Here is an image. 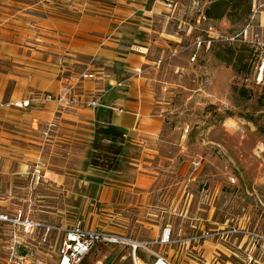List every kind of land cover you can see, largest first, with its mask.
I'll list each match as a JSON object with an SVG mask.
<instances>
[{
  "label": "rangeland",
  "instance_id": "374dc122",
  "mask_svg": "<svg viewBox=\"0 0 264 264\" xmlns=\"http://www.w3.org/2000/svg\"><path fill=\"white\" fill-rule=\"evenodd\" d=\"M212 1L143 3L162 11L150 25L149 39L181 41L180 47L170 43V55L158 63L168 68L159 81L165 89L156 96L163 106V140L141 163L159 172L154 186L132 188L136 155L130 143L121 145L120 135L105 133L106 128H98L96 137L67 139L56 137L54 120L43 129L36 122L26 133L29 128L4 117L12 136L0 149L11 153L9 159L0 155V167L10 164L12 170L0 171V215L14 219L22 210L42 225L26 233L18 222L0 220V264H58L57 228L76 223L138 240L160 239L170 228V241L151 248L174 264H264V91L257 84L258 55L244 46L249 43L243 34L230 40L251 16L243 21L208 18L205 10ZM263 1L256 0L257 5ZM137 11L124 17L128 25L134 16L147 18L143 9ZM32 94L29 99L40 95ZM46 102L59 105L33 101L15 111L20 107L9 101L0 109L24 119ZM112 160L119 162L116 170L108 169ZM12 246L17 247L13 255ZM21 253L28 256L21 260ZM138 253L139 264L156 259L152 252ZM106 261L134 264L132 248L99 244L79 264Z\"/></svg>",
  "mask_w": 264,
  "mask_h": 264
},
{
  "label": "crops",
  "instance_id": "0c3cea01",
  "mask_svg": "<svg viewBox=\"0 0 264 264\" xmlns=\"http://www.w3.org/2000/svg\"><path fill=\"white\" fill-rule=\"evenodd\" d=\"M114 1L117 5L109 7L96 0H0V103L27 100L32 92L60 95L69 88L78 101L71 109L46 102L26 112L24 119L0 109V143L12 136L5 128L10 126L5 122L7 115L15 118L9 122L29 128L26 133L33 131L30 126L36 122L43 129L54 120L56 137L67 139L72 135L96 137L100 127L115 129L120 132V144L127 147L130 143L136 155L131 185L141 191L159 178V172L141 166L163 140V106L156 96L165 89L159 81L165 79L168 68L158 63L170 55V43L180 47L181 41L149 39L150 25L162 11L146 9L145 0L141 4L135 3L139 0ZM140 9L147 18L134 16L128 25L124 17ZM137 68L143 72L138 74ZM85 73H94L95 78H83ZM95 97H101L97 107L83 104ZM10 153L0 149L7 159ZM110 163L108 169L119 167L118 161ZM0 169L10 172L12 167L8 164Z\"/></svg>",
  "mask_w": 264,
  "mask_h": 264
},
{
  "label": "built area",
  "instance_id": "2783aa9c",
  "mask_svg": "<svg viewBox=\"0 0 264 264\" xmlns=\"http://www.w3.org/2000/svg\"><path fill=\"white\" fill-rule=\"evenodd\" d=\"M167 7L172 8V2H167ZM253 13L251 15L250 22L244 28L243 32L240 34L233 35L230 40L235 41L239 36H243L246 42L249 43L251 47H254L255 52L258 55V60L256 62L255 71L257 74V84L262 85L261 87L264 89V1L257 5L256 0H254ZM259 13V16H257ZM256 21V23H255ZM161 62V61H160ZM142 68H137L136 72L138 74L142 73ZM83 78H95L94 73H85ZM53 100L59 103V105L63 108H72L76 103H78L75 95L73 94L72 88L66 90L63 94H50L42 96H35L31 99H27L24 101H16L12 104L19 107H28L31 102H41ZM101 97H95L83 102V104L87 107H97L100 104ZM233 182H236L235 177L232 178ZM13 220L18 222L21 225L22 231L29 233L34 229L38 228L42 225L39 222L34 221L31 217L24 215V212L20 210L17 214V217L11 219L8 215H0V220ZM49 231L51 227H48ZM60 233V246H59V255L60 260L58 264H79L93 249L99 245H109V244H124L128 245L132 248L133 260L134 264H139V261H143L138 254L139 250H145L147 252H152L156 255V259L152 264H174L167 257L156 253L152 250V246L156 243H167L170 241L171 229L166 228L159 240H138L134 238H130L118 233L108 232L104 230H97L93 228L84 227L81 223L73 224L69 227L61 226L57 228ZM233 230L230 229V233ZM236 231V229H234ZM15 246H12V255L13 252H16ZM28 254L25 256L24 254H20L17 257L19 259H25Z\"/></svg>",
  "mask_w": 264,
  "mask_h": 264
},
{
  "label": "trees",
  "instance_id": "16d2710c",
  "mask_svg": "<svg viewBox=\"0 0 264 264\" xmlns=\"http://www.w3.org/2000/svg\"><path fill=\"white\" fill-rule=\"evenodd\" d=\"M252 1L253 0H213L211 4L206 8L205 16L211 19H221L225 16H228L230 18H233L235 21L248 20L254 8V2L252 4ZM244 46H246L247 49L252 51L253 54L257 56L254 47H251L250 45ZM104 132L112 133L115 135L120 133L119 131L111 128H107V130ZM139 255L142 256L141 254ZM107 263L108 261H106L105 264Z\"/></svg>",
  "mask_w": 264,
  "mask_h": 264
}]
</instances>
